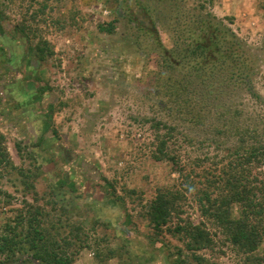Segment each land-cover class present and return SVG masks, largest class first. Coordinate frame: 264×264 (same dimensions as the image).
Masks as SVG:
<instances>
[{"label":"rangeland","instance_id":"obj_1","mask_svg":"<svg viewBox=\"0 0 264 264\" xmlns=\"http://www.w3.org/2000/svg\"><path fill=\"white\" fill-rule=\"evenodd\" d=\"M187 3L232 23L252 53L253 85L264 99V0ZM117 8V0H0V232L21 215L32 219L72 264H171L169 252L179 248L188 264H264L202 218L185 180L152 158L154 133L141 119L151 116L155 101L154 55L145 53L130 25L116 26ZM111 24L110 34L98 29ZM160 38L170 47L166 30ZM43 42L50 54L40 60L36 46ZM37 84L47 88L40 103L33 101ZM196 157L203 155L193 150L188 168L201 185L205 164L195 168ZM60 178L76 192L59 185ZM158 188L179 195L171 228L205 224L211 245L195 252L200 257L166 229L158 235L149 226L145 211ZM257 254L264 255V243ZM0 264L38 263L24 248L10 260L1 255Z\"/></svg>","mask_w":264,"mask_h":264},{"label":"trees","instance_id":"obj_2","mask_svg":"<svg viewBox=\"0 0 264 264\" xmlns=\"http://www.w3.org/2000/svg\"><path fill=\"white\" fill-rule=\"evenodd\" d=\"M117 3L116 26L130 25L136 39L146 43L145 53L154 55L150 89L155 101L151 116L141 119L154 133L152 158L171 164L185 180L187 192H194L201 217L220 228L232 246L247 257H264L257 254L264 243V99L255 92L256 67L247 44L228 19L217 18L201 5L188 6L187 0ZM1 22L0 11L3 32ZM116 26L98 29L110 34ZM161 30L169 33L168 48L161 41ZM16 33L29 41L23 28L16 27ZM45 47L46 43L44 48L36 46L40 60L45 51L50 54ZM46 91L37 84L33 101L40 103ZM45 111L47 130L52 105ZM193 150L203 155L194 159L198 162L195 168L205 164L201 185L191 181L188 168ZM2 151L0 147V156ZM57 183L76 192L68 179L60 178ZM178 197L174 191L158 188L147 205L145 219L155 234L166 229L183 241L192 257H200L195 252L211 245L205 224L187 221L170 227ZM126 218L131 222L128 215ZM33 222L21 215L13 227L5 226L0 232V256L10 260L27 248L38 264H72L73 258L61 251L48 231ZM169 254L171 264H188L184 249Z\"/></svg>","mask_w":264,"mask_h":264}]
</instances>
